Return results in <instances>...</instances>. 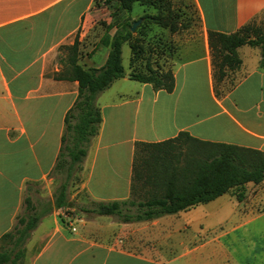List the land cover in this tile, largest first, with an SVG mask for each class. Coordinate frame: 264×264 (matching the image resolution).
<instances>
[{
  "label": "crops",
  "instance_id": "crops-1",
  "mask_svg": "<svg viewBox=\"0 0 264 264\" xmlns=\"http://www.w3.org/2000/svg\"><path fill=\"white\" fill-rule=\"evenodd\" d=\"M189 1L200 26L194 27L185 9H176L189 19L185 28L171 33L155 27L173 46L168 56L173 91L131 79L128 66L97 98L101 123L87 147L81 178V188L94 201L133 198L137 142H160L186 131L264 153L261 48L237 49L241 66L226 79L234 85L218 97L208 42L209 31L231 33L254 19L264 0ZM135 5L130 13L137 18L155 12L140 5V13H133ZM110 12L95 0H0V238L24 210L27 190L52 178L64 117L78 95L77 80L66 77L67 51L61 46L77 39V62L103 66L110 46L102 39L116 31ZM121 56L123 65V45ZM245 188L242 201L225 193L152 219L122 222L97 214L76 219L71 228L50 203L47 212L36 210L42 216L28 252L39 245L27 264H264V181Z\"/></svg>",
  "mask_w": 264,
  "mask_h": 264
},
{
  "label": "trees",
  "instance_id": "trees-1",
  "mask_svg": "<svg viewBox=\"0 0 264 264\" xmlns=\"http://www.w3.org/2000/svg\"><path fill=\"white\" fill-rule=\"evenodd\" d=\"M136 3L152 7L155 12H144L137 18L141 22L132 31L134 20L131 21L129 15L122 18L118 12L130 13ZM95 5L111 10L116 31L111 38L102 39L103 43L110 46V50L105 64L99 68H84L77 62V39L71 45L61 46L67 50L66 77L77 80L78 95L65 114L60 151L52 173H71L83 161L87 147L98 133L101 123L97 98L114 80L125 75L121 56L124 43L130 48L131 79L166 92H172L175 86L172 67L151 62V46L153 42L157 47L161 46V35L156 33L155 27L167 28L172 33L185 28L189 19L182 20L170 0H95ZM208 42L214 89L218 97L234 85V82L229 83L226 79L241 66L237 52L240 46H259V63L264 67V28L253 24V19L231 33L209 31ZM224 83L227 87L221 88ZM132 181V189L136 182H142L161 186V193L137 203L130 200L98 202L91 211L116 217L122 222H131L177 213L225 193H232L238 201H242L248 182L259 184L264 181V153L240 145L200 140L181 131L164 141L136 143ZM60 199L54 203L55 207L60 206ZM40 219L41 213L29 207L28 202L12 230L0 238V264H15L20 259L23 248L18 252H14V249L24 243ZM12 255L13 258H10Z\"/></svg>",
  "mask_w": 264,
  "mask_h": 264
},
{
  "label": "rangeland",
  "instance_id": "rangeland-1",
  "mask_svg": "<svg viewBox=\"0 0 264 264\" xmlns=\"http://www.w3.org/2000/svg\"><path fill=\"white\" fill-rule=\"evenodd\" d=\"M174 10L176 9H185L192 17V24L194 27L200 26V20L197 17V14L195 11H193L192 4L189 0H181L180 1H174L173 2ZM138 8L142 9V6L135 5V8L133 10V13H140V10ZM111 11V10H110ZM126 13V12H124ZM128 17V16H127ZM129 17H134L137 19L138 16H134L131 13H129ZM133 18V19H134ZM182 20L186 21L187 18L184 17ZM253 24L260 27V29L264 28V10L260 12L254 19ZM156 32V31H155ZM160 35L163 33L156 32ZM161 37V46L157 47L154 42L152 43V49L153 53H150V60L152 63L157 64H165V66H169L170 62L168 59V56L172 55L173 49L172 45L168 42V38L165 34ZM158 45V44H157ZM156 47V48H155ZM66 50V49H64ZM67 51V50H66ZM129 57H130V48L127 43L123 44V67L125 69L129 66ZM226 84H222V87ZM51 179L48 184H36L35 185V191L34 190H27L25 194V201L23 204V208L28 205L31 207L34 211L39 210L41 213L47 212L46 210L49 209L50 203L54 204L58 199H60L62 196V202L60 203L59 207H55L56 212L59 214L60 218L63 221L64 226L67 228H71L74 221L76 219H90L97 215L96 212H92L91 209H93L97 201L92 200L86 192L81 188V178H82V162L78 164L75 171H72L71 173H67L64 171H58L57 173H52ZM161 187V186H160ZM159 186H153L152 184H144L142 182H136L133 185L132 189V199H129L131 202L137 203L140 201H143L147 199L149 196H158L161 193V189ZM27 199V201H26ZM23 212V211H22ZM22 212L20 214H22ZM100 215V214H99ZM42 216V214H41ZM72 223V224H71ZM33 235V231L31 232L30 236L26 238L24 243L19 246L18 248L14 249V252L20 251V248H23V255L20 257V259L16 260L15 264H27L30 254L36 248H38L39 242H36L34 245L32 251L28 252L27 243L31 240ZM6 243L4 247H6ZM1 247V244H0ZM10 258H13V255L10 256ZM10 261H12L10 259ZM6 264H10V262H7Z\"/></svg>",
  "mask_w": 264,
  "mask_h": 264
},
{
  "label": "water",
  "instance_id": "water-1",
  "mask_svg": "<svg viewBox=\"0 0 264 264\" xmlns=\"http://www.w3.org/2000/svg\"><path fill=\"white\" fill-rule=\"evenodd\" d=\"M140 22H141L140 19L134 20L131 26V30L133 31Z\"/></svg>",
  "mask_w": 264,
  "mask_h": 264
}]
</instances>
